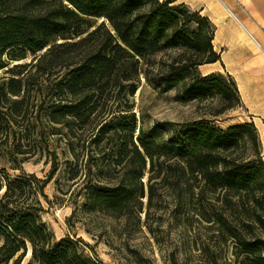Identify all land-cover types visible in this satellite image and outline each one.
I'll return each mask as SVG.
<instances>
[{
  "label": "trees",
  "instance_id": "1",
  "mask_svg": "<svg viewBox=\"0 0 264 264\" xmlns=\"http://www.w3.org/2000/svg\"><path fill=\"white\" fill-rule=\"evenodd\" d=\"M215 35L208 17L177 0H0V72L9 75L0 79V147L19 119L37 108L27 80L17 77L45 63L67 69L46 80L40 109L69 139V152L78 160L72 177L85 176L86 209L127 216L153 193L154 179L175 174L192 199L198 197L197 182L202 197L209 193L242 210L246 226L219 219L223 242L234 244L230 264H264V157L255 123L223 129L203 119L146 129L138 125L133 105L116 115L111 104L117 89L127 86L134 96L143 75L156 91H174L180 103L218 100L214 118L242 107L230 75L199 72L221 61ZM44 51L36 64L9 69L11 61ZM165 52H177L180 61L152 78L153 59ZM37 128L43 134V125ZM48 183L35 174L11 176L0 169V264L24 258L29 245L37 264H103L79 242L56 240L42 221L40 197L47 198Z\"/></svg>",
  "mask_w": 264,
  "mask_h": 264
},
{
  "label": "rangeland",
  "instance_id": "2",
  "mask_svg": "<svg viewBox=\"0 0 264 264\" xmlns=\"http://www.w3.org/2000/svg\"><path fill=\"white\" fill-rule=\"evenodd\" d=\"M231 2L240 10L241 20L254 30L263 48L251 41L219 0H204L200 5L208 9L207 15L216 29L214 47L221 55V61L201 66L199 72L204 76L218 72L230 75L238 86L242 107L214 118L211 114L220 108L218 100L180 103L176 101L174 91H156L141 75L134 96L129 94L130 88L127 86L122 92L121 89L113 92L111 104H114L116 115L125 113L127 105H133L138 125L146 129L158 123L179 124L203 119L228 129L257 121L255 125L262 141L264 157V113L261 116L253 114L243 98L244 95L247 101V93L250 92L264 95L259 87L263 83L254 81L252 76L258 67L261 70L259 72L264 73L261 67V61H264V28L246 12V7L251 3ZM188 10L196 12L190 8ZM45 53L29 55L22 62L11 61L9 69L18 64H36L37 59ZM179 61L177 52L157 55L150 69L151 77L157 78L158 73ZM61 68L51 69L45 63L41 69L31 66L17 77L27 80L31 105L37 108H30L29 115L19 119L8 144L0 147L1 170L11 176L22 172L35 174L49 182L44 192L47 198L40 197L44 209L41 219L55 239L69 237L79 242L84 253L98 258L103 264H230L232 253H235L234 244L231 240L223 242L219 219L223 216L234 225L243 227L248 225L246 217L241 209L226 204L223 198H214L209 193L202 197L197 182L198 197L192 199L185 186L177 183L175 174L154 179L151 183L153 193H148L140 209L120 218L84 207L85 176L81 175L82 180L72 177L78 171V160L75 161L69 152V139L62 134L63 126L53 125L45 117V110L40 109L43 100L47 99L48 93L44 90L48 84L46 80H55L60 77V73L67 71ZM5 73L0 72V79L9 76ZM37 119L39 123H36ZM37 125H43V134L39 135L42 128L38 129ZM11 161H17L20 168L18 165L16 167L20 170H14ZM81 164L82 161L79 162ZM10 264H37L33 261L31 246L24 258L20 259L18 255Z\"/></svg>",
  "mask_w": 264,
  "mask_h": 264
},
{
  "label": "crops",
  "instance_id": "3",
  "mask_svg": "<svg viewBox=\"0 0 264 264\" xmlns=\"http://www.w3.org/2000/svg\"><path fill=\"white\" fill-rule=\"evenodd\" d=\"M203 1L204 0H177L178 3L184 4L188 8L194 11L201 12L203 16H206L209 18V14L207 15L208 9L203 8V6L200 5ZM222 1L226 3L239 18H240V10L236 9L237 7L231 1L236 2V3L249 2L251 3V5L246 7L247 8L245 9L246 12L249 13L250 16L253 12H256L264 19V0H222ZM214 8H216V6ZM237 12H239V14ZM250 29H251V32L254 34V30L252 28ZM255 65L257 66V64ZM261 65H262L261 67H263V70H264V61H261ZM259 68L260 67L255 69L256 72L252 76H253L254 81L263 83L259 87L261 88V91L264 92V73L259 72L261 71ZM254 87L257 88V86H254ZM247 97H248V100L246 101L245 96L243 95L244 102H246V104L250 108V111L253 114L261 116L264 113V95L263 94L256 95L250 92L249 94L247 93ZM255 123L257 124V121H255Z\"/></svg>",
  "mask_w": 264,
  "mask_h": 264
},
{
  "label": "bare ground",
  "instance_id": "4",
  "mask_svg": "<svg viewBox=\"0 0 264 264\" xmlns=\"http://www.w3.org/2000/svg\"><path fill=\"white\" fill-rule=\"evenodd\" d=\"M220 3L227 11V13L239 24L242 31L251 39V41L262 49L263 48L262 44L258 41L256 36L251 32V29L244 22L240 20V18L233 12V10L226 3H224L222 0L220 1ZM251 16L261 27L264 28V19L258 13L253 12Z\"/></svg>",
  "mask_w": 264,
  "mask_h": 264
},
{
  "label": "water",
  "instance_id": "5",
  "mask_svg": "<svg viewBox=\"0 0 264 264\" xmlns=\"http://www.w3.org/2000/svg\"><path fill=\"white\" fill-rule=\"evenodd\" d=\"M101 22H103V21H101Z\"/></svg>",
  "mask_w": 264,
  "mask_h": 264
}]
</instances>
